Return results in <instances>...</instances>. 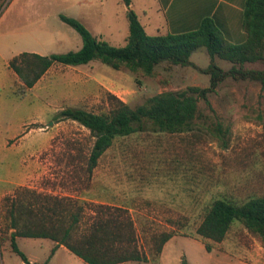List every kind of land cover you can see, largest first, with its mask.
I'll return each instance as SVG.
<instances>
[{"label": "rangeland", "instance_id": "obj_1", "mask_svg": "<svg viewBox=\"0 0 264 264\" xmlns=\"http://www.w3.org/2000/svg\"><path fill=\"white\" fill-rule=\"evenodd\" d=\"M78 1L81 7H62L55 2L45 7L36 0L30 14L16 22L13 32L5 33V20L0 23V42H11L16 52L49 55L77 50L82 37L61 19L62 12L114 45L125 43L129 22L118 0ZM191 60L194 66H178L171 71L158 66L156 76L117 70L98 60L78 66L55 63L24 97L17 96L14 78L0 61V88L9 91V105L18 106L15 120L20 128L23 122L27 125L20 134L35 127L25 140L30 141V148L32 143L35 146L33 157L30 152L35 175L21 177L19 186L127 207L135 221L139 246L149 259L123 264H181L183 259L190 264H264V245L238 221L221 242L196 232L205 209L215 198L242 202L264 195V88L256 82L231 77L222 82L210 95L214 110L202 104V119L208 126L197 125L177 133L148 130L117 136L90 179L86 180L83 172L80 176L84 180L70 177L72 171H82L80 167L86 166L95 138L79 122L58 117L61 109L78 106L108 112L109 92L135 105L166 89L208 86L209 75L201 71L210 63L206 49L195 50ZM216 61L225 69L231 66L226 60ZM216 124L225 135L215 132ZM17 158H9L12 167ZM24 164L27 166V161ZM16 189L14 186L0 199V264H25L21 255L11 251L8 238L12 230L8 228L5 197L14 195ZM85 213L83 221L92 210L88 207ZM163 231L175 235L156 255L152 236ZM18 245L30 263L86 264L66 248L52 253L55 243L47 238L20 237Z\"/></svg>", "mask_w": 264, "mask_h": 264}, {"label": "trees", "instance_id": "obj_2", "mask_svg": "<svg viewBox=\"0 0 264 264\" xmlns=\"http://www.w3.org/2000/svg\"><path fill=\"white\" fill-rule=\"evenodd\" d=\"M131 1L122 0L128 6ZM60 17L79 32L82 46L77 50L49 55L34 51L14 55L9 66L18 75L20 84L16 93L21 97L27 95L55 63L77 66L98 60L117 70L156 76L158 66L168 71L178 66H194L191 55L200 47H204L210 57L209 65L201 68L209 75L208 86L166 89L135 105L109 92L108 112L98 113L78 106L61 109L58 117L79 122L95 138L86 166L80 167L82 171H72V178L84 180L80 176L83 172L86 180L90 179L101 156L117 136L148 130L177 133L197 125L208 126L202 119V104L214 110L210 95L227 78L256 82L264 88V0H245L242 26L247 37L241 43L229 41L212 17H205L198 28L191 31L152 35L147 33L137 13L128 9L129 31L123 45H114L94 35L74 17L65 14ZM217 59L226 60L231 66L225 69ZM214 127L215 132L226 134L220 124ZM5 201L8 228L12 230L8 237L9 246L11 251L23 257L25 264L37 263H30L19 248L20 237L51 239L57 243L52 253L64 245L88 264H121L149 259L139 246L135 221L125 206L80 201L71 194L59 195L30 186L18 187L14 195L5 197ZM88 207L92 214L83 221ZM237 221L264 245V195L242 202L215 198L205 209L196 232L213 242H221ZM174 235L172 231L154 234V253L159 255ZM2 241L0 238V246ZM206 247L211 250L208 243ZM181 264L190 263L183 259Z\"/></svg>", "mask_w": 264, "mask_h": 264}, {"label": "crops", "instance_id": "obj_3", "mask_svg": "<svg viewBox=\"0 0 264 264\" xmlns=\"http://www.w3.org/2000/svg\"><path fill=\"white\" fill-rule=\"evenodd\" d=\"M38 1H42L45 7H50L53 2L59 3L62 7L72 4H75V7L82 6L81 1L78 0ZM118 4L125 16H127L128 9H133L147 33L152 35L191 31L197 29L205 17H212L229 41L241 43L247 37L242 26L245 0H132L129 6L124 4L122 0H118ZM35 5L36 0H0V23L5 20L4 23L6 24L3 28L5 33L13 32L12 29L16 22L21 21L20 17L29 15ZM61 14L63 13L61 12ZM15 29L20 28L15 26ZM28 29L27 31H29ZM124 37L126 41L127 34ZM12 47L11 42L4 44V47L0 46V61L5 63V72L10 78H14L17 89L20 81L16 72L9 66V61L14 55L28 50L16 52L12 50ZM49 72L50 69L42 78ZM15 88L14 90H16ZM9 95V91L4 92L0 88V173H4V175H0V199L6 193L11 192L14 186L18 188L22 184L21 177L29 176L30 173L32 176L35 175V160L30 163V152H32L31 157H33L35 146L32 143V148H30V141L25 143V140L29 139L30 130H35V127H28L24 133L20 134L21 128L24 129L27 125H25L26 122H23L20 128L19 121L15 120L18 118V106L9 105ZM17 96L20 95L17 94ZM14 155H17L18 158L16 166L12 167L9 164V158ZM25 161H27V166L24 164ZM53 242L55 245L57 244L55 241ZM58 248L66 247L60 245L56 249Z\"/></svg>", "mask_w": 264, "mask_h": 264}]
</instances>
